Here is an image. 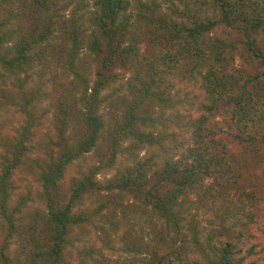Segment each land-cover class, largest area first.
Listing matches in <instances>:
<instances>
[{
    "label": "trees",
    "instance_id": "trees-1",
    "mask_svg": "<svg viewBox=\"0 0 264 264\" xmlns=\"http://www.w3.org/2000/svg\"><path fill=\"white\" fill-rule=\"evenodd\" d=\"M74 1L68 0L66 5H62V0H31L29 5L34 8L32 26L16 41L13 53L12 45H7L12 39V32L3 29L10 22V17L15 16L16 9L12 3V8H9L10 17L8 15L0 19V63L7 70H20L30 62L32 48L46 40L61 20L67 27L65 29L74 35V45L78 47L81 36L77 31L78 25L83 26L78 19L79 11L75 10L69 20L62 14ZM163 1L167 4L164 7L166 10H163V3L159 0H94L96 10H90L89 20L97 29L89 34L87 44L95 57L96 80L92 86L88 81L85 82L86 88L80 99L83 102V120L88 124L89 131L73 139V142L71 138L65 139V149L61 156L52 160L42 171L49 222L52 225L49 238L54 244L50 248L36 245L37 249L23 262L10 254L11 243L7 235L0 241V263L62 262L64 235L69 231V226H80L82 219L92 220L91 215L75 214L74 204L85 197L86 193L100 189V183L95 180L94 172L88 173L84 180H77L71 186V200L65 206L58 205L52 188L58 184L69 162L96 145L105 125V118L99 112L106 99L102 93L115 83H119L117 90L128 88L132 96L131 103L125 108L126 120L119 127L121 135L114 138L115 149L118 150L117 143L123 133L126 136H137L140 141L149 144L155 142L152 130L141 128L150 122L155 123L156 119L146 113H139L138 108L151 102H158L163 107L171 103L173 82L161 70L164 65L170 70L179 69L178 72L189 80L197 78L202 82L205 95L198 104L203 113L193 126L194 143L179 158H175L176 155L167 156L162 163L149 158V166L145 160H137L120 176L117 184L107 185V188L119 187L122 194L151 206L154 214L168 225V228H163V231L167 228L168 232L171 228L177 231L183 228L181 223L188 219L184 203L190 199L191 194L198 195L201 201L208 197H221L226 202L223 208L229 214L233 228L223 227L225 233L222 230L221 234L209 232L204 240L199 235L200 231L196 230L188 249L184 243L180 249L171 247L170 252L162 257L156 252L159 263L174 255L179 260L177 264H187L185 258L189 252L202 258V261L195 259L193 262L196 261V264H260V259L246 261L247 254L254 253L264 260V249L258 251L251 246L246 254L241 253L242 244L249 237L248 219L253 214V208L260 206L257 204L262 202L263 194L255 188L247 193L239 189L241 192L238 194L234 188V193H230L229 184L238 183L243 174L242 166L234 168L236 163L228 161V137L217 140L216 135L223 128L209 121L212 115L221 113L225 122L233 125L228 136L249 153L255 168L264 170V0ZM220 25L233 29L240 37L236 41L221 35L209 39L208 34ZM143 41L153 42L157 47L161 43L160 55L158 53L155 58H151L154 50L153 53L149 51L151 55L148 51L143 53ZM75 47L73 57L78 51ZM238 57L241 63H237ZM181 60L185 61L183 67L178 66ZM118 68L126 73L132 72V76L124 81L123 72L117 71ZM76 75L82 77L78 71ZM26 102L29 104L30 99L26 98ZM26 108L29 110L27 105ZM33 126L34 119L28 115L27 123L17 132L11 147L2 154L4 161L0 165V207L11 227H14L15 222L7 206L9 184L14 171L22 163L24 150L27 149L25 142ZM115 157L114 154L113 159ZM151 174L154 177L153 183ZM236 194L241 202H233L234 207H231L230 203L235 201ZM104 206L97 207L93 212H102ZM193 219L194 216L188 221L189 227L194 225ZM234 228L236 231H233ZM230 232L236 237L223 238ZM165 262L175 264L172 258L169 263Z\"/></svg>",
    "mask_w": 264,
    "mask_h": 264
},
{
    "label": "rangeland",
    "instance_id": "rangeland-1",
    "mask_svg": "<svg viewBox=\"0 0 264 264\" xmlns=\"http://www.w3.org/2000/svg\"><path fill=\"white\" fill-rule=\"evenodd\" d=\"M159 1L163 3V10H166L164 7L167 4L163 0ZM27 2L0 0V19L8 15L10 17L9 8H12V3L16 9L15 16H11L10 22L3 28L12 32V39L7 43L8 46L12 45V53L16 41L32 26L34 8L29 5L31 0ZM93 2L94 0H75L67 6L65 12L62 11L67 20L75 10L79 11L78 19L83 26L78 25L77 31L81 34L78 47L74 45V35L65 29V23L61 20L46 40L32 48L30 62L20 70H7L0 63V165L4 161L2 154L11 147L17 132L27 123L28 115L34 119L32 133L25 142L27 149L24 150L22 163L14 171L7 194L8 211L14 218V227H11L0 207V241L9 235L10 254L23 262L37 249L36 245L50 248L54 244L49 238L52 225L48 216L45 179L42 178L44 167L61 156L65 149V139L71 138L73 142V139L89 131L88 124L83 120V102L80 99L86 88L85 82L88 81L92 86L96 80L95 57L87 44L89 34L97 29L89 20L90 10H96ZM61 3L66 5L68 0H62ZM74 16L76 17L75 14ZM215 35L235 41L240 37L233 29L223 25L209 33L208 38ZM159 44L157 47L153 42L143 41L141 50L143 53L148 51L149 55L154 50L151 58H155L162 49V44ZM73 47L78 48L74 57ZM184 63L181 60L178 66L183 67ZM237 63H241L239 57ZM161 70L173 82L171 103L163 107L158 102H151L138 108L139 113H146L156 119L155 123L150 122L141 128L152 130L155 142L149 144L140 141L137 136H126L123 133L117 143L118 150L115 149L114 138L121 135L119 127L126 120L125 108L132 100L130 89L122 87L119 91L116 89L119 83H115L116 85L113 84L102 93L106 99L99 112L105 118V125L96 145L69 162L58 184L52 188L58 205L65 206L71 200V186L77 180H84L88 173L94 172L95 180L100 183V189L86 193L85 197L74 204L75 214L91 215L92 220L82 219L80 226H69V231L64 235L60 264H166L165 261L169 263L170 258L177 264L179 260L174 255L159 263L155 253L159 252L158 256L162 257L170 252L171 247L180 249L184 243L188 249L196 230L200 231L199 235L204 240L209 232L221 234L220 231L225 233V229L234 227L223 208L226 202L221 197H208L201 201L198 195L191 194L190 199L184 203L188 219L181 223L183 228L180 231L171 228L168 232V225L154 214L151 206L122 194L119 187L107 188V185L117 184L120 176L137 160H145L149 166V158L156 159L158 163H162L167 156L176 155L175 158H179L194 143L193 126L203 113L198 104L205 95L202 82L197 78L189 80L178 72L179 69L170 70L167 65L161 66ZM77 71L82 77L76 75ZM117 71L123 72L120 68ZM122 75L125 81L132 76V72H123ZM90 92L91 89L88 93ZM26 98L30 99L29 104ZM25 105L29 108H26L29 114ZM209 121L223 128L222 132L217 133V140L228 137V161L236 163L234 168L242 166L243 174L238 183L229 184L230 193H234V188L237 194L241 192L239 189L247 193L255 188L263 194L262 202L257 204L260 206L253 208L252 219H248L249 237L242 244L241 253L246 254L251 246L260 251L264 249V186L259 184H264V170L255 168L249 153L228 136L233 125L226 123L221 113L212 115ZM114 154L116 157L113 159ZM152 174L151 183L154 181ZM237 194L235 201L230 203L231 207H234L233 202H241L237 199ZM102 205H105L102 212H93ZM193 216L194 225L189 227L188 221ZM165 226L167 228L163 231ZM234 235L230 232L223 238L236 237ZM256 255L257 253L247 254L246 261L260 259V264L264 263ZM187 256V264H196V261L193 262L195 259L202 261L196 253L189 252Z\"/></svg>",
    "mask_w": 264,
    "mask_h": 264
}]
</instances>
